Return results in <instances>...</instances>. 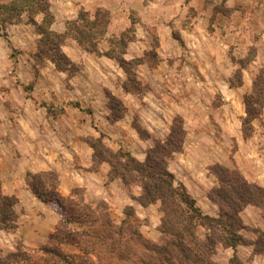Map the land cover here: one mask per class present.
<instances>
[{
	"label": "rangeland",
	"instance_id": "374dc122",
	"mask_svg": "<svg viewBox=\"0 0 264 264\" xmlns=\"http://www.w3.org/2000/svg\"><path fill=\"white\" fill-rule=\"evenodd\" d=\"M50 2L52 3L54 0H0V159L4 167L13 172L12 176L18 181L20 187L23 186L24 178L22 168L17 167L19 159H21L19 152L25 148L23 135L29 131L28 121H31L32 126L34 125V117L30 118L28 114L24 113V109L33 104L43 105L48 110L55 108L56 104L60 105L61 102H57V98L42 94H45L47 83L52 84V88H55L52 77L55 69L68 76L78 70L77 66L72 65L62 53V45L67 39H74L78 43L79 33L77 30L84 29V26L87 29L94 27L89 35L96 43V47L97 43H101L106 48L104 54L108 57L109 55L135 57L127 64L130 75H133L137 62H146L150 69H154L160 57L174 60L175 63H171V69L175 75V81L168 83L169 88L173 90L170 95H159L156 98L148 94L145 103H141L142 101L135 97L123 99L126 106L130 105L134 111L145 112L147 115L146 124L150 126H153L150 117H154L151 110L154 112L157 99L163 106L167 104L176 111H182L183 89H188V81H185V77L182 75L183 71L188 69L195 78L194 92H192L193 88H190L192 97L200 99L199 90L206 104L213 107H219L221 104L220 97L217 93L214 94L212 81L207 78L204 81V77L199 80L196 75L198 74V64L194 58L201 60L202 69L204 68L207 74L213 75L214 69H216L217 74L229 78L233 86L240 85L241 75L247 70L254 74L255 79L260 78L259 80L264 82V0H144L143 3L139 0H105L100 2L95 11H86L78 4H74L75 12L72 19L57 17V21L53 14L66 11L70 7L66 4L67 2L61 0L59 3H52L53 8H51ZM43 6L46 7L45 11L37 10L38 7ZM40 13L43 14V17L40 16ZM96 13H98L97 18H95ZM112 14L116 16L113 17ZM54 23L58 29L61 28V31L64 28V31H54L52 29ZM110 23L111 25L116 24L115 28L120 26V29L124 28V30L121 33H111L106 36V29ZM138 26L142 30L134 32ZM86 33L88 32L86 31ZM78 45L80 48L78 49L82 53H89L88 55L91 56L100 55L98 50L93 53L85 50L84 45L81 46L79 43ZM70 53L76 55L74 47L70 48ZM52 55H54L53 58ZM183 60L188 63L186 70H183ZM47 68H52V70ZM167 72L166 66H162L161 73L167 74ZM165 80L166 78L160 85V93L163 89L167 91ZM128 81L130 82L127 87L141 95L140 87L136 86L133 78L130 77ZM157 86L149 82V87L153 91L158 89ZM29 99L32 100L31 103H29ZM74 102L75 100L68 101V104L73 105ZM117 102V100L112 101L116 116L122 108V102L120 101L119 105ZM62 103L65 104L64 101ZM50 114L54 116L53 112ZM199 116L198 112L195 113L194 121L197 122ZM38 120L39 118L36 121ZM178 123L182 125V118L179 116L174 118L172 126ZM200 132L202 136L214 139L213 129H204L203 127ZM140 133L145 137L144 132L140 131ZM127 138L129 139L130 135ZM93 144L97 150L103 152L100 155V160L115 163V160H111V158H115V154L125 153L107 150L101 144L100 139ZM173 156L169 161L174 160ZM120 161L125 162L124 159ZM113 179L109 176L110 181ZM39 181H41L40 184L34 183L36 191H38L37 195L41 199H47V203H52L54 209L61 214V219L64 220L63 217L68 211L65 202L69 197L66 199L57 197L54 191V176L49 178L48 175H44ZM42 185L47 186L45 189H39ZM192 188L197 192L196 186H192ZM39 190L45 191L44 196H40ZM77 190L83 203L88 204L85 192L81 189ZM140 190V187L135 183L126 186L125 190L121 191H115V189L112 191L108 187L105 198L109 203L97 202L94 193L92 194L93 199H91L94 205L96 203L98 205L97 208H94V212L99 220L91 227L89 225V231H94L97 236L103 233L106 236L112 235L113 240L116 241L115 246H107V249L106 246L103 248L99 246L97 251L100 249L101 252L102 250L106 252L110 249L113 252L121 253L127 260L126 264H139L138 260L141 255H143V263L148 264V257L152 258L153 254L146 252L145 248L161 245L168 240L166 235L168 229L161 224L159 203H157V208L154 209L156 205L154 204L146 207L144 211H136L131 207L133 210L131 217L124 215V210L127 207L115 211L114 206L110 205L114 204L112 202L116 201V198L124 199V195L128 197L127 199L137 203L134 199L139 198L135 195ZM41 194L43 193L41 192ZM22 195H24L23 201L27 200L26 207L28 208L18 209L16 204L13 206L14 220L10 224H14L16 228L10 231L0 230V253L15 252L18 246L26 247L15 237L20 225V214L30 213L31 210L37 213L38 211L30 208V202H33L30 194L24 192L20 194V196ZM0 196L9 197L1 192ZM52 196L53 199L56 198L63 202L65 211L56 206V203L51 200L52 198L50 199ZM12 198L17 203V197ZM87 200L90 198L87 197ZM195 205L204 215V211L198 207L197 202ZM221 210L225 212L227 209L221 207ZM222 212L219 209L217 218ZM105 221L111 224L112 229L108 230L106 226L102 225ZM241 227L243 228L242 222ZM68 228L71 230L82 229L74 223L68 225ZM0 229H2L1 225ZM234 231L236 230L234 229ZM239 231L237 232L239 233ZM4 233L6 237H4ZM208 234L209 231L206 227L199 224L196 226L197 240L204 242ZM258 241V248L264 253V236L261 235L256 243ZM247 243L250 241L242 238L237 246ZM42 246L50 247L52 243L46 240L43 245L38 247ZM219 248L226 249L228 247L222 244L215 247V253L211 256L213 264H242L236 255H234L236 260L232 261L234 256L228 260L227 254L219 252ZM61 250L66 254H79V249L73 245H63Z\"/></svg>",
	"mask_w": 264,
	"mask_h": 264
},
{
	"label": "crops",
	"instance_id": "0c3cea01",
	"mask_svg": "<svg viewBox=\"0 0 264 264\" xmlns=\"http://www.w3.org/2000/svg\"><path fill=\"white\" fill-rule=\"evenodd\" d=\"M60 1L54 0L58 3ZM63 1L67 2L70 8L59 13L55 12L53 15L56 21L57 17L72 19L75 12L74 4H78L86 11H95L100 2L105 0ZM139 1L143 3L144 0ZM52 3L50 2L51 8H53ZM42 15L40 13L41 17ZM112 16L116 15L112 14ZM114 25L116 24L108 25L106 36L124 30V28L120 29V26L115 28ZM52 29L64 31V28L62 31L61 28L58 29L55 23ZM139 29L142 30L138 26L134 32H138ZM62 47V53L72 65L77 66L78 70L68 76L55 69L52 75L55 88L47 83L45 94L42 95L57 98L56 101H60V105L56 104L51 110L36 104L28 105L24 109V113L30 118L34 117V125L32 126L31 121H28L29 131L23 135L25 148L23 151L19 150L21 159L17 167L22 168L24 178L22 187L12 176L13 172L6 169L0 159V192L9 197H17L18 209L28 208L27 200L23 201L22 198L24 195L20 196L24 192L28 193L33 201L30 202V208L38 211L37 213L31 210L30 213L20 214V225L15 237L26 247L43 245L62 220L61 214L54 209L53 204L43 201L37 195L35 182L41 180L44 175H53L54 191L59 199H66L70 197L72 191L81 189L85 192L88 203L86 205L92 209L98 207L96 202L94 205L91 201L93 193L97 202L109 203L105 198L106 188L121 191L125 190L126 186L120 178L109 180L111 166L107 160L96 159L92 144L100 139L107 150L128 153L139 163H144L147 152L153 147L154 142L164 143L167 140L173 120L177 116L182 118L184 131L182 150L174 154L175 158L168 162L167 170L174 176L176 185L184 187L186 193L197 202L204 215L217 218L219 214L218 205L208 196L211 190L218 187L217 178L210 171L214 166L234 171L246 183L264 189V108L258 117L251 120V130L247 137H244L242 129V123L246 118L244 98L252 93L255 80L253 73L244 71L240 85L233 86L231 80L219 76L216 69L213 75L207 74L204 68L202 69L201 60L194 58L198 64L196 75L199 80H202V77L204 81L206 78L211 80L214 94L217 93L220 97L219 107H213L205 103L199 90L200 99L190 94V88H193L192 92H194L196 87L195 78L189 69L186 70L188 63L183 60V70L186 71H183L182 76L188 81V89H183L182 111H176L167 104L163 106L157 99L154 112L151 110L154 117H150L153 125L150 126L146 124V113L134 111L130 105L126 106L123 99L135 97L139 98L141 103H145L148 94L156 98L159 95H170L173 90L169 88L168 83L175 81L171 69L174 60L160 57L154 69H150L146 62H137L133 75H130L114 59L104 54L106 48L101 43H97L96 47L100 55L92 56L88 55L89 53H82L74 39H67ZM73 47L76 55L70 53V48ZM133 59L135 57L128 58L123 55L126 63ZM160 65L166 66L167 74L161 73ZM47 69L52 70V68ZM130 77L140 87L141 95L127 87ZM165 78L167 91L163 89L160 93L159 88ZM149 82L158 85V89L153 91L149 87ZM72 100H75L74 104L69 105L68 101ZM113 100H117L118 105L122 102L118 117L115 116L116 112L113 110L115 108L112 107ZM31 101L29 99V103ZM63 101L65 104L62 103ZM49 112H53L54 116ZM197 112L200 116L196 122L194 118ZM35 118L39 120L36 121ZM203 127L213 129V140L202 136L200 131ZM140 131L145 133V137ZM128 135H130L129 139ZM46 186L42 185L39 189H45ZM192 186H196L197 192ZM140 195L141 190L135 196ZM124 196V199L116 198V201L112 202L114 204H110L114 206L115 211L126 207H133L136 211L145 210L131 199H127L126 195ZM87 197L90 200H87ZM157 206L156 204L154 209ZM240 220L243 228L238 234L250 243L239 245L235 249L219 248L218 251L227 254L228 260L236 255L242 264H263L264 253L257 252L255 244L261 235L264 236V207L248 205L240 213ZM3 235L6 237L5 233Z\"/></svg>",
	"mask_w": 264,
	"mask_h": 264
},
{
	"label": "trees",
	"instance_id": "16d2710c",
	"mask_svg": "<svg viewBox=\"0 0 264 264\" xmlns=\"http://www.w3.org/2000/svg\"><path fill=\"white\" fill-rule=\"evenodd\" d=\"M45 9L46 7L43 6L38 7L37 10L43 12ZM97 14H95V18H97ZM92 29L94 27L87 29L84 26V29L77 30L79 33L78 43L81 46L84 45L85 50L96 53V43L89 35ZM109 57L129 71L128 63L123 60V57L113 55H109ZM259 79L254 80L252 93L244 98L246 108V118L242 123L244 137H247L251 130V120L258 117L264 108V82ZM118 114L119 111L115 116L118 117ZM183 137L182 125L178 123L171 127L170 134L164 143L154 142V146L147 152L144 163H139L128 153L115 154V158H111V160H115V163L108 161L111 166L110 177L112 179L120 178L126 186L135 183L140 187L142 193L139 198L134 200L141 207L146 208L159 203L161 224L168 229V233L166 232L168 240L161 245L145 248L146 252L153 254L152 258L148 257V264H213L211 256L215 253V247L218 244L235 249L241 242L242 238L237 232L242 229L239 213L248 205L264 207V189L246 183L234 171L214 166L210 171L217 178L218 187L211 190L208 196L213 203L218 205L221 212V207L227 210L220 213V217L216 219L202 215L196 208L195 201L189 197L184 187L176 185L174 176L167 170L168 161L174 154L182 150ZM92 146L96 159L100 160V155L103 152L97 150L95 144ZM121 159H124L125 162L122 163ZM48 176L53 178L52 175ZM37 182L40 184L41 181ZM77 192L78 190L72 191L65 202L68 206L65 218L63 217L64 220H61L48 239L52 246L37 248L18 246L15 252L0 253V264H126L127 260L121 253L113 252L110 249L106 252L105 250L101 252L100 249L97 251L99 246L101 248L106 246V249L107 246H115L116 241L113 240L112 235L106 236L103 233L97 236L94 231H89L90 227L98 223L99 219L94 209L84 204ZM39 194L44 196L45 191L39 190ZM50 199L56 203L59 209L65 211L62 201L53 199V196ZM42 200L47 201L44 198ZM15 204L14 198L0 196V225L2 226L0 230L10 231L16 228L14 224H10L14 220L13 206ZM132 214L131 207L124 210L126 217H131ZM71 223L82 229H69L68 225ZM196 223L206 227L209 231L204 242L197 240L195 236ZM102 225L106 226L108 230L112 229L108 221ZM259 241L255 244V250L263 252L258 248ZM63 245L77 247L79 254H66L61 250ZM103 252L105 253L103 254ZM142 257L143 255L138 260L139 264H144ZM236 259L234 256L232 261Z\"/></svg>",
	"mask_w": 264,
	"mask_h": 264
}]
</instances>
